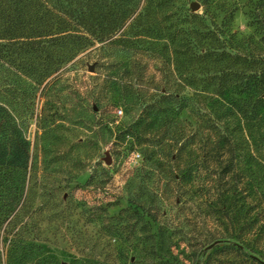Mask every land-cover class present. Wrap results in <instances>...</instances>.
Wrapping results in <instances>:
<instances>
[{
	"label": "trees",
	"instance_id": "1",
	"mask_svg": "<svg viewBox=\"0 0 264 264\" xmlns=\"http://www.w3.org/2000/svg\"><path fill=\"white\" fill-rule=\"evenodd\" d=\"M203 2L199 14L187 0H0V114L7 98L14 114L32 118L37 99L65 92L64 69L86 53L104 52L111 72L102 82L93 80L87 100L101 107L107 96L108 112L123 106L128 122L139 111L119 139L133 138L130 148L141 150L151 174L169 167V181L211 182L217 193L210 212L243 218L241 233L258 241L264 226L251 212L264 213V189L255 205L245 200L264 186V0L246 5L248 34L233 31L238 8ZM213 5L224 12L221 23L214 18L219 13L210 15ZM144 56L159 75L152 89L134 82L149 71ZM4 150L0 141V231L7 243L0 260L24 264L37 254L20 191L27 171L19 152ZM238 190L247 194L239 208ZM148 216L152 230L156 216ZM172 235L161 226L151 233L148 254L157 264H173ZM258 248L251 246V257L261 258Z\"/></svg>",
	"mask_w": 264,
	"mask_h": 264
},
{
	"label": "rangeland",
	"instance_id": "2",
	"mask_svg": "<svg viewBox=\"0 0 264 264\" xmlns=\"http://www.w3.org/2000/svg\"><path fill=\"white\" fill-rule=\"evenodd\" d=\"M203 1L187 0L190 9L192 3L200 5L194 12L199 14L205 11ZM221 1L227 3L226 8H238L233 31L250 33L245 15L249 0ZM215 9L213 5L210 15ZM223 17L221 12L214 18L221 23ZM142 59L149 71L146 69L141 73L143 77L134 82L152 89L159 75L152 61L145 56ZM108 61L104 52L81 56L75 67L62 72L65 92L37 99L30 119L14 114L10 99L1 103L4 111L0 114V141L4 154L19 152L22 171H27L24 181H19L20 191L24 223H30L37 254L24 264H157L158 259L148 251L152 245L150 235L158 226L173 233V264H264V229H260V239L255 241L256 236L241 233L243 218H221L210 212L209 204L217 193L211 182L169 181V167L151 174L141 150L130 148L133 138L128 135L125 141L119 139L123 125L135 123L139 111L133 110L128 122L123 106L108 112L107 96H103L101 107L93 99L87 100V94L93 91V80L102 82L110 74L105 66ZM78 90L79 97L74 93ZM91 107L100 111L91 113ZM56 110L59 113L52 122ZM258 186L255 199L237 191L238 208L245 201L251 205L259 202L264 186ZM244 187L239 184V189ZM243 196L247 197L245 201ZM260 210H253L251 217L255 219L258 214L263 227L264 213ZM240 213L244 217L246 208ZM150 214L157 221L151 222L152 230L147 224ZM4 238L0 231L2 254L7 249ZM217 238L221 242H216ZM212 244L215 245L209 249ZM258 245L257 255L261 258H253L251 246ZM5 262L2 255L0 264Z\"/></svg>",
	"mask_w": 264,
	"mask_h": 264
},
{
	"label": "water",
	"instance_id": "3",
	"mask_svg": "<svg viewBox=\"0 0 264 264\" xmlns=\"http://www.w3.org/2000/svg\"><path fill=\"white\" fill-rule=\"evenodd\" d=\"M190 7H191V9H192L193 12H196V11H198L200 9V5L198 3H192ZM90 71H93V68H90ZM214 245L215 244H212L209 247V249L212 248Z\"/></svg>",
	"mask_w": 264,
	"mask_h": 264
}]
</instances>
